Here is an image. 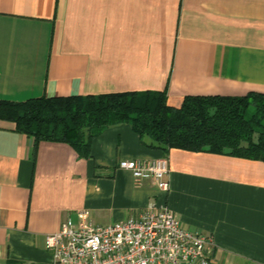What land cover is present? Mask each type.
<instances>
[{
	"label": "crops",
	"instance_id": "crops-1",
	"mask_svg": "<svg viewBox=\"0 0 264 264\" xmlns=\"http://www.w3.org/2000/svg\"><path fill=\"white\" fill-rule=\"evenodd\" d=\"M146 90L264 94V0H0V101ZM159 156L129 125L81 158L0 119V264H53L45 237L78 210L105 226L150 203L212 237L213 264H264V161L172 149L166 192L118 167Z\"/></svg>",
	"mask_w": 264,
	"mask_h": 264
},
{
	"label": "trees",
	"instance_id": "trees-1",
	"mask_svg": "<svg viewBox=\"0 0 264 264\" xmlns=\"http://www.w3.org/2000/svg\"><path fill=\"white\" fill-rule=\"evenodd\" d=\"M0 119L35 143L62 142L81 158L104 129L129 125L148 149H172L264 161V94L184 96L177 107L165 91L0 101Z\"/></svg>",
	"mask_w": 264,
	"mask_h": 264
},
{
	"label": "built area",
	"instance_id": "built-area-1",
	"mask_svg": "<svg viewBox=\"0 0 264 264\" xmlns=\"http://www.w3.org/2000/svg\"><path fill=\"white\" fill-rule=\"evenodd\" d=\"M118 167L130 172L134 188L149 181L157 190L169 189L167 157L124 160ZM76 216V223L66 219L45 237L53 264H213L212 237L185 229L157 204H148L136 219L105 226L93 223L86 210Z\"/></svg>",
	"mask_w": 264,
	"mask_h": 264
}]
</instances>
